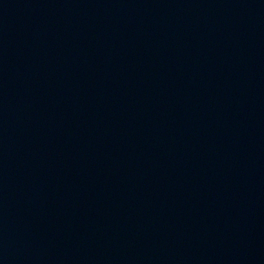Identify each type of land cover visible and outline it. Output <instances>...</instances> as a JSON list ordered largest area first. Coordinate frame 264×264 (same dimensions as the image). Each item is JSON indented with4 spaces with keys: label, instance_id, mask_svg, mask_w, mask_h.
<instances>
[{
    "label": "water",
    "instance_id": "1",
    "mask_svg": "<svg viewBox=\"0 0 264 264\" xmlns=\"http://www.w3.org/2000/svg\"><path fill=\"white\" fill-rule=\"evenodd\" d=\"M0 264H264V0H0Z\"/></svg>",
    "mask_w": 264,
    "mask_h": 264
}]
</instances>
